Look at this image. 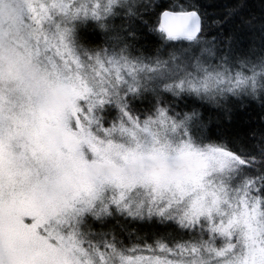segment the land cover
I'll list each match as a JSON object with an SVG mask.
<instances>
[{"label":"snow or ice","instance_id":"obj_1","mask_svg":"<svg viewBox=\"0 0 264 264\" xmlns=\"http://www.w3.org/2000/svg\"><path fill=\"white\" fill-rule=\"evenodd\" d=\"M0 264H264V0H0Z\"/></svg>","mask_w":264,"mask_h":264},{"label":"trees","instance_id":"obj_2","mask_svg":"<svg viewBox=\"0 0 264 264\" xmlns=\"http://www.w3.org/2000/svg\"><path fill=\"white\" fill-rule=\"evenodd\" d=\"M254 3L256 4L257 7H259V0H254Z\"/></svg>","mask_w":264,"mask_h":264}]
</instances>
